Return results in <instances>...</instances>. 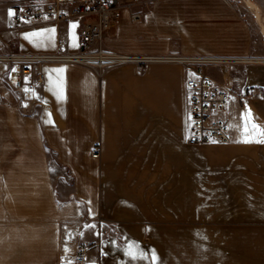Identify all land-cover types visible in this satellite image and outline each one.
I'll return each mask as SVG.
<instances>
[{"label": "crops", "instance_id": "crops-1", "mask_svg": "<svg viewBox=\"0 0 264 264\" xmlns=\"http://www.w3.org/2000/svg\"><path fill=\"white\" fill-rule=\"evenodd\" d=\"M251 2L260 21L242 0L120 12L104 48L162 60L38 64L20 91L0 61V264H74L81 244L88 264H149L150 250L158 264H264V143L238 142L249 110L264 130V0ZM16 3L0 0V56L78 51L81 21L15 24ZM208 57L238 59L206 68L229 89L231 143L192 147L193 73L176 60Z\"/></svg>", "mask_w": 264, "mask_h": 264}, {"label": "built area", "instance_id": "built-area-1", "mask_svg": "<svg viewBox=\"0 0 264 264\" xmlns=\"http://www.w3.org/2000/svg\"><path fill=\"white\" fill-rule=\"evenodd\" d=\"M147 0H18L12 7L15 24H60L71 19L81 21L79 49L73 54H30L0 56V61L14 64L10 72L13 89L30 87L28 79L35 65L44 63H75L99 71L126 63H146L162 58L129 56L108 51L103 40L115 29L119 13L126 11L132 23H138L142 14L138 10ZM175 60V59H174ZM176 61L192 70L185 83L188 104L187 144L192 147H209L231 143L228 126L221 114L229 102V89L217 86L205 69L207 64L236 62V58H178ZM38 82L43 77L38 74ZM99 148L92 152L98 158ZM89 246L79 245L74 264H88Z\"/></svg>", "mask_w": 264, "mask_h": 264}, {"label": "snow or ice", "instance_id": "snow-or-ice-1", "mask_svg": "<svg viewBox=\"0 0 264 264\" xmlns=\"http://www.w3.org/2000/svg\"><path fill=\"white\" fill-rule=\"evenodd\" d=\"M15 13L12 10H9V16H13ZM58 71L63 72L64 69H59ZM242 119L245 121L244 124V138L241 141L243 143H264V138H257V137H264V130L260 129L259 125L251 122V113L250 110L242 115ZM249 125L252 133L255 135L249 134ZM151 258L153 260V264H158V257L155 253V250H150ZM128 255L136 259L138 256L139 258H145V253L139 252L137 253L135 249L131 248L128 251Z\"/></svg>", "mask_w": 264, "mask_h": 264}, {"label": "bare ground", "instance_id": "bare-ground-1", "mask_svg": "<svg viewBox=\"0 0 264 264\" xmlns=\"http://www.w3.org/2000/svg\"><path fill=\"white\" fill-rule=\"evenodd\" d=\"M242 2L245 4L246 8H248L250 10V12L253 14V16L260 21V15L258 12V9L256 8V6L250 1V0H242ZM264 24V23H263ZM260 25V23H259ZM264 26H262L261 28H263ZM264 29V28H263ZM262 29V30H263ZM262 32V31H261Z\"/></svg>", "mask_w": 264, "mask_h": 264}, {"label": "rangeland", "instance_id": "rangeland-1", "mask_svg": "<svg viewBox=\"0 0 264 264\" xmlns=\"http://www.w3.org/2000/svg\"><path fill=\"white\" fill-rule=\"evenodd\" d=\"M252 1V0H251ZM238 2H240V1H237V4L239 5V6H241V8H244V5L242 6V5H240V3H238ZM233 63H235V62H221V63H215V64H207L206 65V67H208V66H230V65H232ZM207 69H205V71H206ZM207 72V71H206ZM247 95H250L249 93L247 94ZM254 96V95H253ZM145 244L146 245H151V243L150 242H145ZM149 264H153V260H152V258H150V263Z\"/></svg>", "mask_w": 264, "mask_h": 264}]
</instances>
